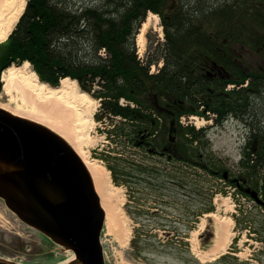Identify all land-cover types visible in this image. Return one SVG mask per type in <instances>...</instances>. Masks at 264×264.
Wrapping results in <instances>:
<instances>
[{"label":"trees","instance_id":"1","mask_svg":"<svg viewBox=\"0 0 264 264\" xmlns=\"http://www.w3.org/2000/svg\"><path fill=\"white\" fill-rule=\"evenodd\" d=\"M107 3L27 0L0 44V71L28 61L51 86L64 77L74 79L99 100L95 117L114 121L108 136L116 134L149 155H167L216 176H223L224 168L214 169L199 150L198 143H208L206 128L183 124L180 117L212 114L215 126L235 117L248 128L239 161L245 173L228 181L242 191L237 180L248 183L255 177L252 186L264 199V0H223L202 7L194 0ZM164 10L170 13L163 18ZM148 11L159 14L165 36L163 65L155 72L150 66L158 58L143 63L134 42ZM120 98L134 106L120 104ZM106 166L120 184L116 167ZM147 167L137 165L141 171ZM212 209L205 206L199 214ZM205 264L252 263L225 252Z\"/></svg>","mask_w":264,"mask_h":264},{"label":"rangeland","instance_id":"2","mask_svg":"<svg viewBox=\"0 0 264 264\" xmlns=\"http://www.w3.org/2000/svg\"><path fill=\"white\" fill-rule=\"evenodd\" d=\"M75 1L78 5L108 4L107 0ZM222 1L194 0V4L202 7ZM150 13L156 17V23L151 22L147 28L141 47L136 37L142 22L134 42L137 57L143 63L150 58H158L150 66V70L155 72L163 65L165 36L159 14L148 11L144 20ZM163 13L167 15L170 11L164 10ZM248 58L254 59L252 54ZM3 70L0 71V108L52 131L56 130L52 124L55 125L54 122H59L60 118L55 115L56 118L49 117V111L43 109L47 108L44 103H22L13 93L10 96L4 92L1 81ZM76 86L83 91L77 81ZM85 93L95 104V109L90 123L69 120L73 131V141L70 140V143L84 151L89 160H97L106 168L109 184L120 198L117 224L109 228L104 222L101 231L105 264H196L193 259L205 264L225 252L253 264L264 263V206L228 181V178H239L240 174L245 173L239 161L248 128L241 120L229 117L221 125L215 126L211 125L212 114L209 117L192 114L180 118L183 124L206 128L208 143H198L199 150L202 158L211 161L214 169L224 168L226 177L216 176L198 166L190 168L178 161L168 160L167 155H149L116 134L108 136L107 132L114 121L105 117L97 119L95 114L99 100ZM115 120L121 119L116 117ZM139 163L146 164L147 171L138 170ZM107 164L116 167L120 184L113 182ZM254 179H250L244 187L255 190L252 186ZM208 205L213 209L199 214ZM229 218L233 236L225 251L215 258H202L196 248L207 251L214 243L219 220ZM138 250L142 255L134 256L133 253ZM71 254L72 251L23 222L0 198V257L20 264H55Z\"/></svg>","mask_w":264,"mask_h":264},{"label":"water","instance_id":"3","mask_svg":"<svg viewBox=\"0 0 264 264\" xmlns=\"http://www.w3.org/2000/svg\"><path fill=\"white\" fill-rule=\"evenodd\" d=\"M243 191L264 206L256 190ZM0 198L23 222L74 252L60 264H105L104 213L86 167L56 133L1 108ZM0 264L20 263L0 257Z\"/></svg>","mask_w":264,"mask_h":264},{"label":"bare ground","instance_id":"4","mask_svg":"<svg viewBox=\"0 0 264 264\" xmlns=\"http://www.w3.org/2000/svg\"><path fill=\"white\" fill-rule=\"evenodd\" d=\"M25 5L26 0H0V42L4 41L13 30ZM151 22L156 23V17L150 13L141 24L136 37L137 43L141 47ZM1 81L5 93L10 94V96L13 93L22 103L36 101L41 102V104L44 103L47 108L43 109L51 113L47 112L49 117L55 115L60 118L59 122H54L55 125L51 123L52 127L56 129L52 128L53 132L62 137L67 144L69 143L68 145L86 167L104 213V222L109 228L114 227L118 222L120 198L109 184L108 171L97 160H89L84 151L80 148H74L70 143V140L73 141V131L71 130L72 126H69V120H77L76 122L85 124L90 123L95 104L85 92L77 88L76 81L69 77L62 78L57 86H51L41 81L36 72L30 68L28 61L4 69L1 73ZM1 107L5 108L4 106ZM216 199L219 200L220 198ZM231 224L230 218L219 220L214 243L207 251L196 248L197 253L202 258H215L224 252L233 236ZM74 257L76 256L72 252L69 257L55 264L69 262Z\"/></svg>","mask_w":264,"mask_h":264},{"label":"flooded vegetation","instance_id":"5","mask_svg":"<svg viewBox=\"0 0 264 264\" xmlns=\"http://www.w3.org/2000/svg\"><path fill=\"white\" fill-rule=\"evenodd\" d=\"M162 17L164 18V17H166V15L164 13H162ZM237 184L243 190V188L245 189L244 186L247 185V181H245V180H242V181L241 180H237Z\"/></svg>","mask_w":264,"mask_h":264},{"label":"built area","instance_id":"6","mask_svg":"<svg viewBox=\"0 0 264 264\" xmlns=\"http://www.w3.org/2000/svg\"><path fill=\"white\" fill-rule=\"evenodd\" d=\"M119 103L122 104V105L129 104L130 106H134V103L133 102L128 101V100H126L124 98H120L119 99Z\"/></svg>","mask_w":264,"mask_h":264}]
</instances>
